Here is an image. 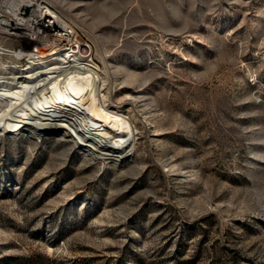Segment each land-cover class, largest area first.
<instances>
[{
  "label": "rangeland",
  "instance_id": "374dc122",
  "mask_svg": "<svg viewBox=\"0 0 264 264\" xmlns=\"http://www.w3.org/2000/svg\"><path fill=\"white\" fill-rule=\"evenodd\" d=\"M46 1L136 141L114 162L0 134V264H264V0ZM29 44L0 31L5 52Z\"/></svg>",
  "mask_w": 264,
  "mask_h": 264
},
{
  "label": "bare ground",
  "instance_id": "6f19581e",
  "mask_svg": "<svg viewBox=\"0 0 264 264\" xmlns=\"http://www.w3.org/2000/svg\"><path fill=\"white\" fill-rule=\"evenodd\" d=\"M33 1L0 0V9L6 12L0 16V31L14 34L17 8ZM65 30L60 18L57 50L51 46L39 47L36 53L5 52L0 46V57L5 53L28 60L20 70L0 61V134L39 137L54 133L73 141L90 159L117 162L127 158L136 141L135 117L110 101L106 72L93 62L91 49L77 31L64 34ZM119 68L124 71L122 82L136 80L135 73Z\"/></svg>",
  "mask_w": 264,
  "mask_h": 264
},
{
  "label": "built area",
  "instance_id": "2783aa9c",
  "mask_svg": "<svg viewBox=\"0 0 264 264\" xmlns=\"http://www.w3.org/2000/svg\"><path fill=\"white\" fill-rule=\"evenodd\" d=\"M0 16L6 15L4 9H0ZM15 31H4L7 35L14 37L19 33H25L23 36L29 41L28 46L20 47L23 51L36 53L39 47L48 48L54 46L60 49V18L66 24L64 34H72L76 28L67 20L60 16V12L46 0H34L33 3L21 4L15 12ZM10 33V34H9ZM78 33V31L76 32ZM78 36L81 38L80 34ZM87 45V44H86ZM74 46L75 43H74ZM89 47V46H88ZM89 53V50L88 52ZM26 58V57H24Z\"/></svg>",
  "mask_w": 264,
  "mask_h": 264
}]
</instances>
